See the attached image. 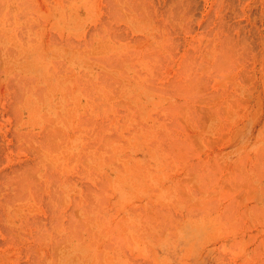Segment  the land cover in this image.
Wrapping results in <instances>:
<instances>
[{
  "label": "rangeland",
  "instance_id": "1",
  "mask_svg": "<svg viewBox=\"0 0 264 264\" xmlns=\"http://www.w3.org/2000/svg\"><path fill=\"white\" fill-rule=\"evenodd\" d=\"M0 264H264V0H0Z\"/></svg>",
  "mask_w": 264,
  "mask_h": 264
}]
</instances>
